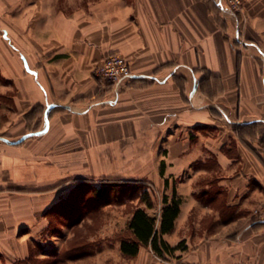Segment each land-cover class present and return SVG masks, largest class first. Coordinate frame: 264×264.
I'll return each instance as SVG.
<instances>
[{
	"label": "crops",
	"instance_id": "0c3cea01",
	"mask_svg": "<svg viewBox=\"0 0 264 264\" xmlns=\"http://www.w3.org/2000/svg\"><path fill=\"white\" fill-rule=\"evenodd\" d=\"M111 53L131 65L118 88L95 73ZM109 180L148 183L153 207L72 196ZM174 188L163 237L182 245L123 253L134 210L158 228ZM263 204L264 0H0V264L79 230L65 264H264Z\"/></svg>",
	"mask_w": 264,
	"mask_h": 264
},
{
	"label": "trees",
	"instance_id": "16d2710c",
	"mask_svg": "<svg viewBox=\"0 0 264 264\" xmlns=\"http://www.w3.org/2000/svg\"><path fill=\"white\" fill-rule=\"evenodd\" d=\"M161 173L164 174V161L161 162ZM136 191L137 195L132 198L140 196V199L144 201L148 207H153L154 202L152 195L143 182L109 180L105 181L101 187H94L93 189L95 197L104 195L117 196L119 194L131 197V194H133L132 192L135 193ZM80 200L81 199L78 200L79 203L75 206L76 209H74L76 211L74 220L80 219L85 215V208L80 206ZM163 201L165 205L161 211L160 225L158 228L156 227V217L150 215L145 208L138 207L134 210L128 223V229L131 235L122 236L121 238V250L123 253L131 256L136 255L141 246L151 245L158 255L164 257L166 254L173 253L175 249L182 245V242H180L178 245L172 246L163 237L165 233L173 229L175 219L180 212L181 198L177 196L176 188L173 189L171 198H169L167 194H164ZM68 213L64 215L70 217ZM77 236L74 239H76ZM81 236L85 237L84 235ZM84 245L85 244H75L74 246L67 245L66 248L63 247L60 251H55L51 253L50 256L43 257L42 260L38 259L37 262L39 263L37 264H65L68 258L83 255L85 252L80 254L78 251L79 248L84 247ZM83 249L81 251H84ZM50 257H52V260L47 261ZM32 259L33 255L26 260L19 261L18 264H25L26 261L27 264H33L34 261H32Z\"/></svg>",
	"mask_w": 264,
	"mask_h": 264
},
{
	"label": "built area",
	"instance_id": "2783aa9c",
	"mask_svg": "<svg viewBox=\"0 0 264 264\" xmlns=\"http://www.w3.org/2000/svg\"><path fill=\"white\" fill-rule=\"evenodd\" d=\"M217 2L222 8L238 13L243 9L246 0H217ZM95 73L117 88L132 76L130 61L121 53L105 56L95 67ZM253 214L257 220H264V204L255 208Z\"/></svg>",
	"mask_w": 264,
	"mask_h": 264
},
{
	"label": "rangeland",
	"instance_id": "374dc122",
	"mask_svg": "<svg viewBox=\"0 0 264 264\" xmlns=\"http://www.w3.org/2000/svg\"><path fill=\"white\" fill-rule=\"evenodd\" d=\"M145 186L149 187V184L148 183L147 184L145 183ZM150 187H152V186L150 185ZM132 193L133 194H131V197H129V196H126V197L127 198H132L133 196L137 195V191L135 193L134 192H132ZM113 194H114V191H113ZM72 196L74 197V199L76 197H80L81 196L86 201L88 199V197H92L93 198L94 192L92 191V187H90V188L89 187H83V189H82V187H79V189L77 191H74L73 192V195ZM112 197L113 196H111V198ZM134 198H137V197H134ZM94 199H95V197H94ZM136 201H137V199H135L134 201H131V200L129 201L130 206H128V208H130V210L132 209V206L135 205V202ZM58 221H61L63 223L67 222L65 219H63V218H61L59 216H55L54 217L53 224L50 226V233L51 234L52 233L53 234L54 233L57 234V233H60L61 232V227L58 224ZM94 227L92 226V228H94ZM78 234L79 235L77 236L76 239L68 240V242L66 244L67 245H70V246H74L75 244H85L84 247L79 248V251H78L80 254H82L83 252H86L87 251V248L90 247V244L91 243H87L88 241L86 239V235H85V237H82L81 236L82 235V231L79 230L78 231ZM47 236H48V234L45 237H47ZM55 244H56V242H54L53 240H51L50 243H47V244H44V245H41V243H40L39 246H37L36 249H35V251H36L35 254H33V259H32V261H34L33 264L39 263V262H37V260L38 259H41L42 260L43 257H45V256H37L41 252H46V253H49L51 255V253H54L55 251H58L57 248H55V246H54ZM66 244H65L64 248L67 247ZM82 249L84 251H81ZM51 260H52V257H50L49 260H47V261H51ZM18 263L19 262H17V264ZM25 264H27V261L25 262Z\"/></svg>",
	"mask_w": 264,
	"mask_h": 264
},
{
	"label": "water",
	"instance_id": "95a60500",
	"mask_svg": "<svg viewBox=\"0 0 264 264\" xmlns=\"http://www.w3.org/2000/svg\"><path fill=\"white\" fill-rule=\"evenodd\" d=\"M263 222H264V220H263Z\"/></svg>",
	"mask_w": 264,
	"mask_h": 264
}]
</instances>
